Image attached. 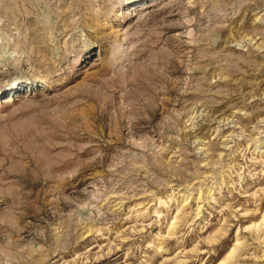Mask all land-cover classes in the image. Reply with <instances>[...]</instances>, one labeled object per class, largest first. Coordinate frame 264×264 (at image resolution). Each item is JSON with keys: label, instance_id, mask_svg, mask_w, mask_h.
Instances as JSON below:
<instances>
[{"label": "rangeland", "instance_id": "rangeland-1", "mask_svg": "<svg viewBox=\"0 0 264 264\" xmlns=\"http://www.w3.org/2000/svg\"><path fill=\"white\" fill-rule=\"evenodd\" d=\"M0 264H264V0H0Z\"/></svg>", "mask_w": 264, "mask_h": 264}]
</instances>
